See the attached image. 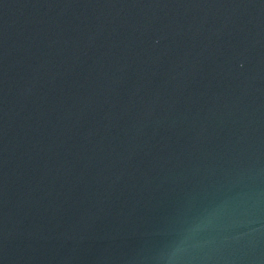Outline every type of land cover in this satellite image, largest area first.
I'll use <instances>...</instances> for the list:
<instances>
[{
    "label": "water",
    "instance_id": "water-1",
    "mask_svg": "<svg viewBox=\"0 0 264 264\" xmlns=\"http://www.w3.org/2000/svg\"><path fill=\"white\" fill-rule=\"evenodd\" d=\"M0 264H264V0H0Z\"/></svg>",
    "mask_w": 264,
    "mask_h": 264
}]
</instances>
